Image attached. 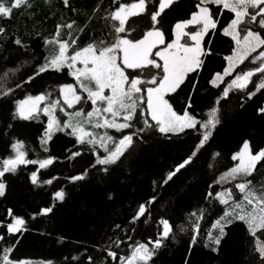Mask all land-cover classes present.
<instances>
[{"label": "trees", "instance_id": "16d2710c", "mask_svg": "<svg viewBox=\"0 0 264 264\" xmlns=\"http://www.w3.org/2000/svg\"><path fill=\"white\" fill-rule=\"evenodd\" d=\"M120 2L131 3L133 0ZM197 2L176 0L173 6L166 8V14H162L164 29L167 31L178 20L187 18ZM30 3L32 7L29 9L14 10L11 19L0 18V27L6 30L0 35V88L15 89L10 96L0 98V169L3 159L12 154L11 143L17 139L24 143L28 159H45L49 155L55 159L47 168L41 169L39 164L19 165L14 173L8 172L0 177L6 186L5 195L0 197V236L4 237L0 240V251L12 246L10 258L31 264H47L49 261L52 264H89V257L92 258L91 264H119V257L129 254L130 245L156 238L162 230L159 220L164 218L169 220L173 232L157 250L153 258L155 264H185L186 261L188 264H258L253 238L240 222L225 229L227 236L217 252L204 246L210 232L218 234L213 224L223 215L225 208L215 194L235 184L234 181L216 182L236 163L231 160L232 154L246 139L257 149L264 147V113L259 111L264 107V89L257 92L249 82L246 89L233 90L228 98L222 99L219 105L215 104L227 83L213 87L209 81L212 75L227 66L224 57L230 55L235 46L231 38L219 32L206 37L212 41L213 55L206 58L205 65L197 73L189 74L178 96L173 94L172 102L177 110L181 109L185 95L192 96L191 111L197 119H207L209 110L216 106L219 123L194 162L164 184L166 174L174 170L194 142H198L199 131L188 129L171 138L158 131L143 132L134 137L133 145L115 165L107 166L105 172L104 166L95 163L97 156L106 154L103 147L92 149L88 145H79L73 136L66 134L70 131L66 129L53 134L46 145L49 151L44 152L40 138L48 118L39 113L34 119H13L16 100L51 93V100L60 101L58 86L62 83L75 85L66 69L63 72L49 69L24 83L29 75H34L38 65L45 62L44 57L52 56L57 50L55 45H45L44 38L55 34L57 24L75 21L72 36L77 39V44L73 48L110 39L104 16L107 10L117 6L112 0H70L71 8L65 7L63 0H48L47 3L45 0H30ZM147 7H153V0H149ZM94 9L97 10L94 12ZM228 18L225 10L218 27L226 24ZM146 23L139 17H130L126 22L127 35L135 36L137 32L147 30ZM81 27L83 32H78ZM61 31L63 39H69L68 29ZM16 37L21 39L24 47L14 43ZM245 64L249 68L256 66L251 63V57ZM234 77L235 72L224 80L230 82ZM259 77L260 73H256L252 79L258 82ZM17 83L22 86L15 88ZM193 83L196 84L194 90L191 88ZM249 90L255 92L251 99L247 95ZM82 107L90 110V102ZM99 133L103 131L97 130V137ZM108 133L117 141L121 138L118 132ZM124 133L129 134V130ZM107 146L114 147L111 141ZM74 152L80 155L73 156ZM33 171L37 173L36 185L31 182ZM81 174H85L83 180H70L71 176ZM48 180L52 183H44ZM261 181H264V164L258 165L253 180L257 185ZM60 190L65 193L63 200L54 198L55 192ZM209 192L212 196H208ZM152 196L156 197L155 201L147 203ZM141 203L146 205L147 211L132 222ZM45 207H51L52 212L43 214L41 210ZM9 209L12 215L8 214ZM193 212L196 216L190 215ZM16 216L23 218L25 225L21 231L9 234L6 226ZM193 223H198V234L192 230ZM194 234L197 243L193 245L191 237ZM117 238L122 241L119 248L112 244ZM108 250L116 251L117 258L109 257Z\"/></svg>", "mask_w": 264, "mask_h": 264}, {"label": "snow or ice", "instance_id": "6c2138e0", "mask_svg": "<svg viewBox=\"0 0 264 264\" xmlns=\"http://www.w3.org/2000/svg\"><path fill=\"white\" fill-rule=\"evenodd\" d=\"M112 2L117 6L113 10H107L104 16L108 22L110 39L93 41L83 48H73L77 44V39L72 36L75 21L57 24L55 34L44 38L45 45L57 46L56 52L51 57L45 56V62L38 65L34 75H29L24 81L30 82L49 69L56 72L66 69L67 75L74 79L75 85L62 83L58 86L63 103L71 109L74 105H86L90 102L91 110L86 111L81 107L79 110L67 112L58 99H50L51 93H41L16 100L13 119L36 118L34 114L41 110V102H46L43 112L48 120L40 138L43 151H49L46 145L52 139L54 131L70 129L66 134L73 136L77 144L90 145L95 149L99 143L104 148L106 154L97 156L95 163L104 166L105 172L108 171L107 166L115 165L125 150L133 145L134 137L143 132L158 131L166 138H171L184 133L186 129L199 131L198 142H194L182 162L176 164L174 170L164 177L163 183L167 184L177 173L194 162L219 123V109L216 106L209 110L207 119H197L191 111L192 96L185 95L179 110L172 102L173 94L178 96L179 91H183L182 86L185 85L189 74L197 73L205 65L206 58L213 55L210 47L212 41L206 37L219 32L225 37H230L235 44L231 54L224 57L227 66L223 67L222 72L218 71L212 75L209 81L213 87L227 83L221 96L215 101L216 105H219L222 99L228 98L231 91L246 89L249 82L257 92L264 89V0H198L188 17L178 20L167 31L163 27L162 14H166L165 9L173 6L175 0H153L151 8L147 7L149 0ZM63 4L71 8L70 0H63ZM31 7L30 0H0V18L11 19L14 10ZM72 10L75 11L74 8ZM225 10L229 18L226 24L218 27L219 18L225 14ZM130 17L146 20L144 27L147 30L139 31L135 36L127 35L129 28L126 27V22ZM63 28L68 29L67 40L63 39ZM83 30L82 27L77 29L78 32ZM5 31V28L0 27V35ZM14 43L24 47L19 37L14 39ZM250 57L255 67L249 68L245 64ZM234 72L235 77L230 82H225L224 77H231ZM256 73H260L258 82L252 79ZM21 86V83H17L15 88ZM195 87L196 84L193 83L191 88L194 90ZM14 90L12 87L0 88V98L10 96ZM247 95L251 99L255 92L249 90ZM57 109L67 119H59L56 115ZM259 111L264 113V107ZM141 124L143 126L138 127ZM8 127L11 128L12 125ZM100 128L105 129V133L97 139L98 134L94 129ZM108 129H115L121 134V138L117 141L115 137L108 135ZM124 130H129V134H125ZM109 141L113 143V148L107 146ZM10 148L12 154L3 159L0 177L8 172L14 173L19 165L39 164L41 169L47 168L55 159L51 155L45 159H28L24 143L18 139L11 143ZM72 155L79 156L80 153L74 152ZM215 155L218 156L219 153ZM231 160L236 163L216 182L234 181L240 198L236 199L230 189L215 194V198L225 208L223 215L213 224V228L218 229V234L213 235L210 232L208 242L204 246L210 247L212 252H217L222 240L227 236L225 229L240 222L253 238L258 264H264V181L259 182V185L253 182L258 165L264 164V147L257 149L246 139L232 154ZM85 174L71 176L70 180H83ZM31 182L34 185L38 183L36 171L31 173ZM44 183L50 184L52 181ZM5 187L4 182L0 181V197L5 195ZM64 196L63 190L54 194L57 200H63ZM208 196H212V193L209 192ZM155 199L156 197L152 196L147 203L150 204ZM41 211L47 214L52 212V208L45 207ZM146 211V205L141 203L132 217V222L138 220ZM8 214L12 215L10 209ZM190 215L196 216V213ZM24 225V219L16 216L7 224V232H19ZM159 225L162 230L154 240L130 245L129 254L120 256L119 264H155L153 258L157 250L164 246L165 240L173 232L169 220L161 218ZM116 227L119 228L120 225ZM198 227V223H193L194 233L198 234ZM0 240H4V237L0 236ZM121 243L119 238L112 241L116 248H119ZM196 243L197 235L194 234L191 244ZM12 250V246H8L0 251V264H30L26 260L10 258ZM107 255L113 259L117 258V253L113 250H108ZM91 259L89 257V264Z\"/></svg>", "mask_w": 264, "mask_h": 264}, {"label": "rangeland", "instance_id": "374dc122", "mask_svg": "<svg viewBox=\"0 0 264 264\" xmlns=\"http://www.w3.org/2000/svg\"><path fill=\"white\" fill-rule=\"evenodd\" d=\"M176 1V0H175ZM49 57H51V56H49ZM78 67H79V65H77ZM227 77V76H226ZM226 77H224V79L226 78ZM61 100H60V105L65 109V111H67V112H71V111H73V110H79L81 107H82V105H74V107L73 108H68L67 107V105H65L64 103H63V99H62V97L60 98ZM42 103H44V102H41V104H40V111L38 112V113H35L34 115H37V114H39V113H41V114H43V115H45L44 114V112H43V107H44V105L43 106H41L42 105ZM84 109H86L85 107H83ZM90 110H91V108H90ZM56 115H57V117L59 118V119H61V120H64V119H67V117H65L64 116V114L62 113V112H60L59 111V109H57V111H56ZM46 116V115H45ZM47 117V116H46ZM48 118V117H47ZM102 131H103V133H105V129H103V128H100ZM90 130H92V129H90ZM97 130H99V129H94V131L97 133ZM186 130H188V129H186ZM108 131H111V132H113V134H114V132H116L115 131V129H108L107 130V134L108 135H110L109 133H108ZM124 131H126V130H124ZM56 131H54V133H55ZM53 133V134H54ZM103 133H99V136H102V135H104ZM53 136V135H52ZM97 139H99V137H97ZM89 147H91L90 145H88ZM97 146H99V147H101L100 145H99V143L97 144ZM92 148V147H91ZM127 150V149H126ZM125 150V151H126ZM225 182H227V180H225ZM229 182V181H228ZM230 190H232L233 191V193H234V196H235V198L236 199H239L240 198V194H239V192H238V190H236L235 189V187H234V185H230L229 187H228ZM31 264V263H30Z\"/></svg>", "mask_w": 264, "mask_h": 264}]
</instances>
